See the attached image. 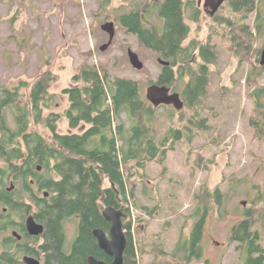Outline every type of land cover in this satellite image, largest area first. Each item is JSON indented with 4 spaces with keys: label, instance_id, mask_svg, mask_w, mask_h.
I'll return each instance as SVG.
<instances>
[{
    "label": "trees",
    "instance_id": "trees-1",
    "mask_svg": "<svg viewBox=\"0 0 264 264\" xmlns=\"http://www.w3.org/2000/svg\"><path fill=\"white\" fill-rule=\"evenodd\" d=\"M226 3L230 17L217 18L216 22L226 27L236 54L241 49L252 50V43L244 47L243 40L254 38L253 29L257 33L255 41L264 34L263 16H256L253 27L246 23L249 16L257 12L256 0H227ZM147 8L150 10L147 16L153 12L161 22L159 28L155 24H146L140 10L118 17V25L136 36L143 49L154 52L158 59L168 63L166 67L162 66L160 75L150 85L172 87L186 79L179 90L180 98L188 109L197 105L188 124L202 130L206 120L199 118L198 107L206 97L209 67L217 62L219 55L210 43L198 45L193 42L188 47L183 46L190 34L186 12L189 11L195 21L199 16L196 0H158L146 3ZM197 49L200 64L192 60V53ZM247 55L245 60H248ZM254 67V70L260 69ZM255 76L259 75L254 71L248 77L249 85ZM55 80L50 70L44 71L29 90L28 83H21L14 89L0 92V264H23L22 255L41 256L40 264H87L91 256L110 264L112 259L99 250L91 234L93 229L107 226L102 217L106 207L125 215L122 227L127 244L123 264H139L132 213L134 208L142 207L135 203L136 186L128 180L131 176L128 174L139 173L140 169L141 181L147 162L164 164L168 152L173 151L177 143L185 142L192 150L190 127H171L165 138L156 141L150 125L155 108L142 95L139 82L111 78L106 70L100 72L90 64L82 65L73 76V83L78 86L62 91L69 103L64 115L43 114L53 99L49 90ZM21 89L28 90L23 101ZM248 89L253 102V115L248 125L254 138L264 142V86L255 82ZM8 110L13 116L12 123L7 117ZM125 114L132 122L128 129ZM61 117L68 123L70 132L67 134L58 131ZM144 119L150 127L144 125ZM39 125L47 129L50 138H44L34 129ZM127 131L131 133L127 134ZM168 140L171 141L167 147ZM134 161L137 163L133 166ZM194 165L202 168L201 158L197 157ZM126 180L130 188L126 187ZM105 182L109 185L105 186ZM12 185L13 189L9 191ZM196 198L195 211L185 218L187 221L195 218L196 225L191 234L195 241L193 247L201 237L202 225L212 203L216 210H220L223 203L219 188L213 191L201 188V194ZM258 199L264 201L262 196H257L255 201ZM30 215L43 227L39 238L26 232L24 222ZM16 217L19 222L15 221ZM73 217L81 218V234L67 252L64 224ZM254 217L251 207L245 209L243 219L232 229L231 239L247 254L246 264H264V247L260 244V236L264 234V210H258L256 221L259 225ZM13 230L21 236L19 241L11 236ZM1 234L8 235L1 238Z\"/></svg>",
    "mask_w": 264,
    "mask_h": 264
},
{
    "label": "rangeland",
    "instance_id": "rangeland-1",
    "mask_svg": "<svg viewBox=\"0 0 264 264\" xmlns=\"http://www.w3.org/2000/svg\"><path fill=\"white\" fill-rule=\"evenodd\" d=\"M158 0H0V92L14 89L21 83H28V90L41 72L51 71L56 80L51 84L53 95L49 112L64 115L69 106L67 96L62 94L66 88L78 86L73 76L84 64L95 66L98 71L106 70L111 78L118 77L139 82L142 95L150 82H155L162 71L157 55L143 49L136 36L120 27L117 18L140 10L146 24L161 22L145 9L146 3ZM257 12L264 17V0H256ZM227 4L221 10L222 17H230ZM189 11L186 22L190 34L183 46L195 42L198 45L211 44L216 48L218 62L209 67V83L206 97L198 107L199 118L205 119L204 131L188 124L194 111L183 109L173 114L172 109H154L152 130L156 141L165 138L171 127L183 129L190 127L193 134L191 149L185 142L177 143L169 151L164 164L147 162L145 177L130 172L128 180L135 183V203L142 210L134 208V241L139 250V264H246L247 254L241 251L239 244L232 241L233 227L243 219L245 209L252 210L256 221L258 210H264V142L254 138L249 127L253 115V102L248 86L255 82L264 86V67L259 64L264 48V34L257 41L254 38L243 40L244 47L252 43L250 51H237L234 42L229 40L223 24L204 19L201 13L197 22H192ZM107 22L114 23V37L108 43L109 35L102 30ZM253 27L254 15L246 20ZM135 52L144 67L134 70L128 61L127 50ZM197 64H200L198 50H195ZM248 54V60L246 59ZM254 66L260 68L254 70ZM176 71V69H175ZM255 76L248 84L252 72ZM186 82V79H184ZM185 82L175 83L176 92ZM152 85V84H151ZM21 89L23 95L28 92ZM173 111V110H172ZM9 122L13 116L7 111ZM144 119V125L150 127ZM132 122L125 114V127ZM34 129L44 138H50L46 128L39 125ZM61 134L70 132L68 123L61 117L58 123ZM131 131H127L130 134ZM173 138V137H172ZM174 140V138H173ZM171 140H168L167 147ZM201 158V167L194 160ZM133 166L136 161L132 162ZM127 168H125V173ZM129 172V171H128ZM138 172V169H137ZM127 175V176H128ZM127 181V180H126ZM128 184V181H127ZM108 186V183H104ZM130 188V185H126ZM202 190L213 191L219 188L223 203L220 210L211 205V211L202 225L201 237L195 247L192 239V216L198 202L197 195ZM140 222H139V221ZM200 218H198V221ZM16 222L19 219L15 218ZM259 225V222L256 221ZM65 249L70 251L74 240V222H65ZM256 230H259L257 227ZM263 234V233H262ZM8 234H1V238ZM264 247V234L260 236ZM240 248V249H239ZM138 252V251H137Z\"/></svg>",
    "mask_w": 264,
    "mask_h": 264
},
{
    "label": "water",
    "instance_id": "water-1",
    "mask_svg": "<svg viewBox=\"0 0 264 264\" xmlns=\"http://www.w3.org/2000/svg\"><path fill=\"white\" fill-rule=\"evenodd\" d=\"M226 0H205L204 7L211 10V15H213L219 7ZM102 30L109 35V40L106 45H104L101 50H105L112 42L114 37V23L107 22L102 25ZM127 57L130 66L136 71H142L144 65L140 61L138 55L131 49L127 50ZM158 63L166 67L167 62L158 59ZM260 66L264 67V48L261 51V56L259 60ZM170 89L165 86L150 85L146 88L145 98L153 106L158 107L161 104L172 105L176 110H180L183 107V102L178 93H170ZM40 170V169H38ZM13 189V185L10 187L9 191ZM47 196V193L44 194ZM103 218L110 223V229L108 236L104 234L101 230H94L93 236L95 237L98 247L101 251L105 253L106 256L112 259L110 264H123V253L127 244V239L122 227L123 214L119 210H115L112 207H106L103 210ZM25 228L30 236H39L43 232V227L37 224L34 218L30 215L27 216L25 220ZM11 236L16 238L18 241L21 236L17 231H12ZM24 264H40V262L29 256H24L22 258ZM87 264H107L95 257H89Z\"/></svg>",
    "mask_w": 264,
    "mask_h": 264
},
{
    "label": "flooded vegetation",
    "instance_id": "flooded-vegetation-1",
    "mask_svg": "<svg viewBox=\"0 0 264 264\" xmlns=\"http://www.w3.org/2000/svg\"><path fill=\"white\" fill-rule=\"evenodd\" d=\"M204 1L205 0H196V7H197V9L199 10V16H198V19H197V21L199 20V18H200V15H201V13L204 15L203 16V18L204 19H207V18H209V20H213V21H215L216 22V20H217V18L219 19V20H222L224 17H222L220 14H221V10H223V7L225 6V4H227L226 2H227V0L219 7V9L213 14V15H211V10L209 9V8H205L204 7ZM252 15H254V23H253V26H255V23H256V14L255 13H253V14H251L250 16H249V18H248V20L251 18V16ZM190 16V15H189ZM191 18V17H190ZM191 21L192 22H197V21H195V19H193V18H191ZM187 23V22H186ZM186 41V40H185ZM211 46H213V45H211ZM198 50V49H197ZM192 60H196V55H195V52H193L192 53ZM197 61V60H196ZM217 62H218V60H217ZM216 62V63H217ZM191 64H193V62L191 63ZM176 69V68H175ZM165 86V85H164ZM165 87H167V88H169L170 89V93H178L179 94V92H176V90H174V86H165ZM183 102V101H182ZM194 108L195 107H197V105H195V106H193ZM155 109L156 108H162V109H164V110H167L168 108H170V109H172L171 110V112L174 114L175 112H176V114L177 113H181V110H183V109H185V108H187L186 106H185V104H184V102H183V107H182V109H180V110H176L172 105H165V104H161V105H159L158 107H154ZM194 108H189V109H191V110H193L194 111V113H193V115H195V109ZM188 109V108H187ZM169 110V109H168ZM175 111V112H174ZM190 119V118H189ZM202 131H204V129L202 128ZM109 185V184H108ZM111 187H113V185H111ZM102 213H103V210H102ZM102 217H103V215H102ZM104 219V218H103ZM125 219V215L123 214V218H122V220H124ZM105 220V219H104ZM71 221L72 222H74V231H73V236H74V240L79 236V234H81V231H80V225H81V218L80 217H73L72 219H71ZM105 223L107 224V226H105L104 228H102V229H98V230H101L102 232H104V234H106L107 236H108V234H109V229H110V223H108L106 220H105ZM65 225V224H64ZM24 226H25V222H24ZM26 229V228H25ZM94 230H97V229H93L92 231H91V234H92V236H93V231ZM13 231H15V230H13ZM27 232V231H26ZM125 232V231H124ZM28 234V233H27ZM42 234H43V232H42ZM41 234V235H42ZM63 234H64V236H65V240H66V231H65V228H64V232H63ZM41 235H39V236H33V237H41ZM93 238L95 239V237L93 236ZM73 240V241H74ZM96 240V239H95ZM97 242V241H96ZM98 245V244H97ZM99 248V247H98ZM100 250V249H99ZM103 252V251H102ZM104 253V252H103ZM105 254V253H104ZM24 256H26V255H22V258L24 257ZM29 257H32V256H29ZM33 258H35V257H33ZM35 259H37L39 262H40V259H41V256H38L37 258H35ZM24 264V263H23Z\"/></svg>",
    "mask_w": 264,
    "mask_h": 264
},
{
    "label": "clouds",
    "instance_id": "clouds-1",
    "mask_svg": "<svg viewBox=\"0 0 264 264\" xmlns=\"http://www.w3.org/2000/svg\"><path fill=\"white\" fill-rule=\"evenodd\" d=\"M26 220V219H25ZM124 231V230H123ZM125 233V232H124Z\"/></svg>",
    "mask_w": 264,
    "mask_h": 264
}]
</instances>
